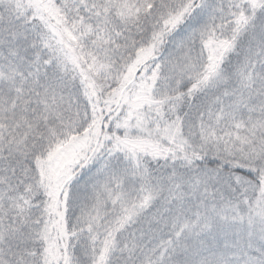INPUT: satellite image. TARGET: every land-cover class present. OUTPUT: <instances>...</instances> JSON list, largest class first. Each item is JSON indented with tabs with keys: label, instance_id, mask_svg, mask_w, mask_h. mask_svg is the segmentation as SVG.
<instances>
[{
	"label": "snow or ice",
	"instance_id": "snow-or-ice-1",
	"mask_svg": "<svg viewBox=\"0 0 264 264\" xmlns=\"http://www.w3.org/2000/svg\"><path fill=\"white\" fill-rule=\"evenodd\" d=\"M0 264H264V0H0Z\"/></svg>",
	"mask_w": 264,
	"mask_h": 264
}]
</instances>
